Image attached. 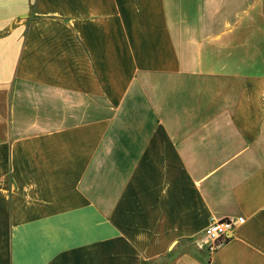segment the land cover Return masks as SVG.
Returning <instances> with one entry per match:
<instances>
[{
  "label": "crops",
  "instance_id": "crops-1",
  "mask_svg": "<svg viewBox=\"0 0 264 264\" xmlns=\"http://www.w3.org/2000/svg\"><path fill=\"white\" fill-rule=\"evenodd\" d=\"M0 264H264V0H0Z\"/></svg>",
  "mask_w": 264,
  "mask_h": 264
},
{
  "label": "built area",
  "instance_id": "built-area-1",
  "mask_svg": "<svg viewBox=\"0 0 264 264\" xmlns=\"http://www.w3.org/2000/svg\"><path fill=\"white\" fill-rule=\"evenodd\" d=\"M243 223L242 217L211 220L203 231L198 247L209 255L215 254L232 237L234 229Z\"/></svg>",
  "mask_w": 264,
  "mask_h": 264
}]
</instances>
